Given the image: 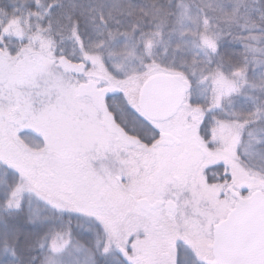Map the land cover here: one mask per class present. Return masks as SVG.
Listing matches in <instances>:
<instances>
[{
  "label": "snow or ice",
  "instance_id": "obj_1",
  "mask_svg": "<svg viewBox=\"0 0 264 264\" xmlns=\"http://www.w3.org/2000/svg\"><path fill=\"white\" fill-rule=\"evenodd\" d=\"M0 264H264V0H0Z\"/></svg>",
  "mask_w": 264,
  "mask_h": 264
}]
</instances>
